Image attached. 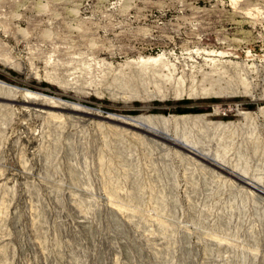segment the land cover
Instances as JSON below:
<instances>
[{
  "label": "rangeland",
  "instance_id": "rangeland-1",
  "mask_svg": "<svg viewBox=\"0 0 264 264\" xmlns=\"http://www.w3.org/2000/svg\"><path fill=\"white\" fill-rule=\"evenodd\" d=\"M0 80V264H264V0H0Z\"/></svg>",
  "mask_w": 264,
  "mask_h": 264
},
{
  "label": "bare ground",
  "instance_id": "bare-ground-1",
  "mask_svg": "<svg viewBox=\"0 0 264 264\" xmlns=\"http://www.w3.org/2000/svg\"><path fill=\"white\" fill-rule=\"evenodd\" d=\"M0 84H3V85H6V86L10 87V85L8 83H6L4 81H1V80H0ZM12 88H13V86H12ZM14 88H15V86H14ZM21 91H22L24 96L33 97V98L40 97L39 100L42 99L44 102H48V103H51V104L68 106V107H74V108H77V109L88 111L87 107L81 106L77 102L64 100V99H62L60 97H56V96H49V95H46V94H43V93H40V92L29 90L27 88L21 89ZM109 115L111 117H113V119L116 118L117 120L126 122V123H128L130 125H133V126L136 125L138 127L143 128L144 130H148V131L153 130L152 129L153 128L152 125H153V119L155 117L153 115H124V114L122 115V114H115V113H109ZM172 143L176 144L182 150H184V151H186L188 153H192V154L193 153H197L198 155H200V157H203V159H205L209 163H213V165L219 167L220 169H224L226 172H229V173L231 172L230 174L235 175L236 178H240V179L242 178L241 180H244V178H246L245 175L243 176L242 174L238 173L237 170H236L237 171L236 172L235 169L233 170L230 167H227V165L225 166V164H223V162L218 161V159H216V157H213L212 155L210 156V155L204 153L203 151L195 149L194 147L189 146V145L184 144V143L183 144L179 143V142H177V143L176 142H172ZM250 183L251 182H249V184ZM261 188H263V186Z\"/></svg>",
  "mask_w": 264,
  "mask_h": 264
},
{
  "label": "water",
  "instance_id": "water-1",
  "mask_svg": "<svg viewBox=\"0 0 264 264\" xmlns=\"http://www.w3.org/2000/svg\"><path fill=\"white\" fill-rule=\"evenodd\" d=\"M57 108H59V109H61V110L70 111V112H76V111H74L73 109H69V108H65V107H57ZM108 119H109V117H108ZM112 120H114V121H116V122H118V123H120V124H122V125H129L128 123L123 122V121H119V120H117V119H112ZM223 171H224V170H223ZM225 173H227V174L231 175L232 177L236 178L235 175L233 176V175L230 174L229 172H226V171H225ZM242 182H243V181H242ZM244 183H245V182H244ZM246 184H249V183H246Z\"/></svg>",
  "mask_w": 264,
  "mask_h": 264
}]
</instances>
